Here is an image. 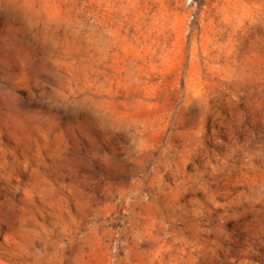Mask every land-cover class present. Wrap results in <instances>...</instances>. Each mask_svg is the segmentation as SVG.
<instances>
[{"label": "clouds", "instance_id": "9594fccd", "mask_svg": "<svg viewBox=\"0 0 264 264\" xmlns=\"http://www.w3.org/2000/svg\"><path fill=\"white\" fill-rule=\"evenodd\" d=\"M0 264H264V0H0Z\"/></svg>", "mask_w": 264, "mask_h": 264}, {"label": "rangeland", "instance_id": "374dc122", "mask_svg": "<svg viewBox=\"0 0 264 264\" xmlns=\"http://www.w3.org/2000/svg\"><path fill=\"white\" fill-rule=\"evenodd\" d=\"M170 49L176 50L175 52H172L171 54L175 55L177 57V59H179L180 57H182L184 55V49L180 45V43L178 42L177 39L172 40L171 45H170ZM135 51H136V49H133V52H135ZM127 52H128V49L125 48V54H127ZM221 117L226 122L227 120L231 119V113H221ZM220 127L221 126L218 124L217 128L219 129Z\"/></svg>", "mask_w": 264, "mask_h": 264}]
</instances>
